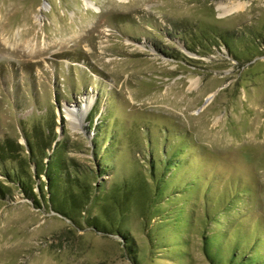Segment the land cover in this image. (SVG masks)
<instances>
[{
  "label": "rangeland",
  "instance_id": "1",
  "mask_svg": "<svg viewBox=\"0 0 264 264\" xmlns=\"http://www.w3.org/2000/svg\"><path fill=\"white\" fill-rule=\"evenodd\" d=\"M37 129L104 170L91 216L116 183L149 189L127 241L39 206L0 160V264H264V0H0V142L28 158Z\"/></svg>",
  "mask_w": 264,
  "mask_h": 264
},
{
  "label": "trees",
  "instance_id": "2",
  "mask_svg": "<svg viewBox=\"0 0 264 264\" xmlns=\"http://www.w3.org/2000/svg\"><path fill=\"white\" fill-rule=\"evenodd\" d=\"M97 110L98 108L94 110L90 117L91 127L95 126L94 117ZM49 135V133H43V131L37 129L31 137L27 138L28 150L30 151L28 158L27 156H15L25 150L17 141L7 139L4 142H0V160L6 161L7 159H12L13 161H17L20 171L22 169V173L20 174L19 172L17 174L15 172L13 174H5L7 181L16 183L22 193L27 198L33 199L39 206L40 202H46L52 210L73 222L86 219L88 224L98 231L106 234H117L128 241V235L123 231L122 223L124 220H122V215L130 208L131 197L134 191H141L140 186L143 187L142 191H148L146 178H144V182L143 180L140 182L136 181L137 185H131L130 182L123 184L116 183V188H113L109 192L110 194L108 193L106 199L102 201L100 216H91L89 206H91L97 197L99 188L97 180L103 175L102 171L104 170L101 167L96 170L83 167L81 164H77L78 162L75 158L64 156V151L66 150L64 141L57 143L53 148L52 154L48 155V148H51L53 142L56 140L54 133L52 137ZM98 136L99 134H96V137L93 139V142H95L94 153H97L96 149L98 146L96 141ZM175 157L171 156V158L166 160V171L178 167V163H174ZM45 158H48L46 162H44ZM159 162L162 163V160H159ZM147 163L149 167L153 166L151 161H147ZM33 164L37 167L36 175L30 173L27 169L31 168ZM42 175L46 176L45 182H37L35 179L41 178ZM163 176L160 181L161 183L165 182V175ZM35 187L38 188V192L34 190ZM8 188L7 185L0 181V192L6 195ZM160 197H163V195ZM206 239L208 241L211 238ZM209 258L213 260V264H243L244 262V258L239 256H233L227 260L224 259L220 263L214 262V258L211 256Z\"/></svg>",
  "mask_w": 264,
  "mask_h": 264
},
{
  "label": "bare ground",
  "instance_id": "3",
  "mask_svg": "<svg viewBox=\"0 0 264 264\" xmlns=\"http://www.w3.org/2000/svg\"><path fill=\"white\" fill-rule=\"evenodd\" d=\"M90 4L94 6V3H93V2H90ZM226 8H227V7H226ZM224 10H225V9H224ZM225 11H226V10H225ZM225 11H224V12H225ZM225 13H226V12H225ZM213 95H214V93H211V94H210L209 99H208V102H210V101L212 100Z\"/></svg>",
  "mask_w": 264,
  "mask_h": 264
}]
</instances>
